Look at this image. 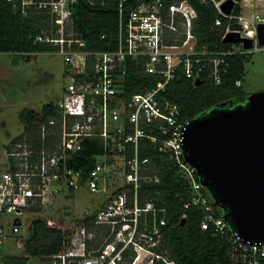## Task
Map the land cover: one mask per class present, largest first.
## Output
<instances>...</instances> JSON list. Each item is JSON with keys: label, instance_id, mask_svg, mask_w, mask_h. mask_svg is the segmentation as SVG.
I'll return each mask as SVG.
<instances>
[{"label": "built area", "instance_id": "1", "mask_svg": "<svg viewBox=\"0 0 264 264\" xmlns=\"http://www.w3.org/2000/svg\"><path fill=\"white\" fill-rule=\"evenodd\" d=\"M0 1L25 15L31 11L47 18L49 27L35 42L46 44L47 53L63 57L70 78L63 96L51 104L53 114L41 115L29 129L25 126L7 146L6 167L0 173V245L17 236L21 238L18 247L25 248L21 214H31L35 208L79 191L110 190L102 207L83 215L91 225L74 227L67 246L48 256L49 263L175 264L168 251H163L167 219L158 213L165 210L153 201L141 203L139 198L145 185L162 180L157 172L147 170L151 158L141 157L147 140L170 161L192 195H197L195 202L201 203L204 211L202 231L227 241L234 264H264V242L243 239L202 195L204 186L197 180V170L185 160V138L193 119L164 95L179 72L194 82L223 85L232 73V56L262 50L258 29L264 27V11L252 18L243 11L236 14L240 2L234 0L231 13L226 14L221 7L228 0H203L210 1L218 12L215 27L224 29L222 41L229 34H239L253 42L251 50L234 43L229 44L230 49L214 51L198 43L193 31L198 13L189 0L170 4L142 0L128 13L124 8L128 0ZM83 2L118 8L115 50L92 49L76 30L74 9ZM173 36L176 41L171 43ZM127 60L157 78L156 84L128 95L124 89ZM235 85L243 87V81L239 79ZM87 139L99 140L105 149L94 157L95 166L88 175L70 165Z\"/></svg>", "mask_w": 264, "mask_h": 264}, {"label": "trees", "instance_id": "2", "mask_svg": "<svg viewBox=\"0 0 264 264\" xmlns=\"http://www.w3.org/2000/svg\"><path fill=\"white\" fill-rule=\"evenodd\" d=\"M141 1H126L125 13ZM174 1L182 0H164L166 4ZM189 1L198 13L193 31L199 45H208L214 51L230 49L232 46L222 41L224 29L215 27L218 12L214 5L210 1ZM241 11L242 8L237 6L235 13L240 14ZM74 22L76 30L92 49L112 51L117 48L119 10L116 6L92 7L83 2L74 9ZM48 27L44 15L31 11L25 15L20 9H14L11 4L0 1V53L30 58L33 54L47 52L49 47L35 42V38ZM175 39L173 36L171 43L175 42ZM248 55L230 58L232 73L228 75L223 85H215L211 81L194 82L179 72L164 95L170 102L180 106L183 114L191 119L203 113L209 114L212 110H219L225 103H233L234 107L243 106L249 94L244 92L243 87H236L235 82L239 79L243 81ZM141 69L136 62L127 60L124 89L128 95L144 92L156 84L158 79L146 75ZM228 104L224 109L229 108ZM51 108L50 104L41 113L23 112L21 118L29 129L32 123L41 119V115L43 117L52 115ZM144 144L141 157L152 160L147 170L151 173L157 172L162 180L160 184L145 185L139 193V198L141 203L153 201L158 208L165 210L158 213V217L164 215L167 219L163 251H168L169 259L175 264H234L227 241L215 238L211 232L202 231L200 221L204 211L201 203L195 202L197 195H192L189 185L172 169L170 161L161 157L154 145L147 140ZM104 153L105 149L99 140L87 139L83 150L74 157L70 165L82 169L88 175L95 166L94 157ZM197 180H200L198 175ZM201 193L213 202L210 192L205 187ZM40 210L41 208H35L33 211ZM228 211L227 209L226 212ZM216 212L218 215H224L223 209L216 208ZM229 223L232 226L230 220ZM81 224L90 226L91 221L89 218H82L72 227L62 223L54 226L51 219L38 216L31 225V232L25 241L26 257L20 263L13 264H25L29 256L46 257L61 252L67 246L68 236L73 228Z\"/></svg>", "mask_w": 264, "mask_h": 264}, {"label": "water", "instance_id": "3", "mask_svg": "<svg viewBox=\"0 0 264 264\" xmlns=\"http://www.w3.org/2000/svg\"><path fill=\"white\" fill-rule=\"evenodd\" d=\"M234 0L222 5L230 14ZM264 47V27L258 29ZM225 44L253 42L229 34ZM203 113L194 118L185 138V160L210 192L215 208L246 241L264 242V92L250 94L243 106ZM229 210L226 212V210Z\"/></svg>", "mask_w": 264, "mask_h": 264}, {"label": "rangeland", "instance_id": "4", "mask_svg": "<svg viewBox=\"0 0 264 264\" xmlns=\"http://www.w3.org/2000/svg\"><path fill=\"white\" fill-rule=\"evenodd\" d=\"M239 0L242 11L250 18L264 11V0ZM238 48V46H237ZM245 62L243 90L247 94L264 92V47L260 51H251ZM70 82L64 59L56 53L33 54L30 58L0 53V173L7 162V146L11 140L21 134L25 123L23 112L41 113L43 109L57 102ZM108 192L91 193L79 191L55 199L53 204L42 206L39 212L21 214L23 229L21 236L31 232V225L38 216L52 220L54 226L60 223L72 227L80 221L86 212H95L102 207L110 195ZM26 240V239H25ZM21 238L11 236L0 245V264L21 262L25 248L18 247ZM48 256H29L25 264H50Z\"/></svg>", "mask_w": 264, "mask_h": 264}]
</instances>
